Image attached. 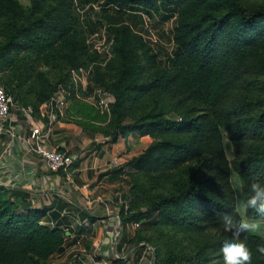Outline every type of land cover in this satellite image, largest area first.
<instances>
[{
	"label": "trees",
	"instance_id": "1",
	"mask_svg": "<svg viewBox=\"0 0 264 264\" xmlns=\"http://www.w3.org/2000/svg\"><path fill=\"white\" fill-rule=\"evenodd\" d=\"M58 1L65 7L72 2ZM96 3L105 20L103 25L113 38L112 56L102 62L103 58L95 51L97 60L92 64L94 67L108 62L116 74L113 79L101 74L95 79L103 90L114 96L110 103L114 116L109 124L98 129L114 137L136 130L145 132L147 124L151 123L153 129L166 136L152 140L131 157L129 167L151 173L196 163L210 186L209 191L203 192L198 179H192L179 194L191 202L188 212L176 222L185 223L187 230L197 232L200 237L196 246L187 252H176L175 228L166 229L174 249L169 259L163 241L156 235L157 229L173 219L168 207L177 202L174 193L153 199L146 210H138L129 200L133 189L130 179L125 201L120 205L121 224L140 221L133 240L151 245L153 264H224L220 248L225 240L232 239V234L224 230L222 217L235 215L237 194L241 200H247L253 181L264 183V144L260 142L264 132V100L250 97L257 73L255 57L264 45V3L253 6L241 0H96ZM132 7L151 15L154 25L157 16L152 10L158 11L162 19L170 17L172 20L173 45L167 62L161 64L157 44L125 22L126 10ZM22 12L23 6L17 0H0V14L11 16L16 30L27 36L36 35L33 34L36 21L43 17L29 18L26 24L20 25L18 18ZM56 27L60 34L69 28L64 23L54 24L53 28ZM165 27L162 25L161 30ZM143 67L149 71L150 80L128 81L129 75L133 76ZM0 82L19 104L35 108L32 103L23 101L18 87H12L1 75ZM59 84L50 89L47 98ZM134 87L159 90L172 97L181 107L179 117L166 116V111L160 107L156 113L148 112L141 119L124 122L122 106L127 89ZM224 138L233 146L228 152L223 145ZM228 154L233 155L231 159ZM237 179L239 184L234 186L233 181ZM17 206L0 185V262L15 261L5 252L13 248L29 253L33 264H46L50 255L60 249L65 229L43 223L44 210L20 211ZM248 215L264 219L251 209ZM153 227L156 230H149ZM241 239L252 253L251 264H264V255L257 251V246L264 245V237L243 233ZM121 260L116 258L113 262Z\"/></svg>",
	"mask_w": 264,
	"mask_h": 264
},
{
	"label": "rangeland",
	"instance_id": "2",
	"mask_svg": "<svg viewBox=\"0 0 264 264\" xmlns=\"http://www.w3.org/2000/svg\"><path fill=\"white\" fill-rule=\"evenodd\" d=\"M17 1L23 6V12L18 18L20 25L26 24L29 18H43L36 21V28L33 30V34L36 35L27 36L23 31L15 29L11 16L0 14V75L12 87H18L23 96V101L32 103L35 107V116L40 119L44 115L42 119L46 123L48 118L41 113V109L44 106V101L48 99V92L57 83L70 86L67 77L68 69H71V67L88 66L92 61L97 60V54L87 38L91 32L90 24L94 23L95 27L99 29L105 23V20L101 17V8L96 0H72L71 5L66 7L58 0ZM241 1L248 6L264 3V0ZM97 5L98 7H95ZM152 12L157 16H155V25L158 26L157 32H159L161 42L157 44L156 49L159 52L160 62L163 64L167 62L169 51L172 49L170 32L172 20L170 17L162 19L158 11L152 10ZM157 18H160L159 23ZM57 23H64L66 27H69L65 29L64 34L59 33V27L53 28V25ZM162 25H165L168 31L164 28L161 30ZM26 44H29V46ZM255 58L257 73L253 79L250 97H258L257 99L263 97L264 100V45L261 46ZM93 68L87 74L85 88L79 83L77 89L69 87L71 94L69 103L65 107L67 109H63V114L59 115L58 119L66 115L73 118H77L76 115H84L87 117L86 119H90L89 123L97 128L104 127L108 122L110 123L111 120L109 121V119L114 116L110 103L109 109L102 111L95 106L92 94L93 92L94 94L100 93L103 89L101 85L96 83V76L101 74L106 79H113L116 75L115 70L108 62L101 65L95 64ZM150 79V73L145 67L139 68V71L133 76H128V81H148ZM160 107L166 111V116L179 117L181 107L165 93L155 89H145L144 87L128 88L122 106L123 121L130 122L141 119L148 112L156 113ZM88 120H86L87 123ZM151 126V123L147 124L145 132L139 130H136V132L149 143L156 138L166 136V133H161ZM260 142L264 144V132ZM223 145L227 152L233 149L227 138L223 139ZM232 156L227 155L228 159H231ZM128 173L133 181L131 186V189H133L129 200H131L135 209L146 210L153 199L166 194L174 193L177 197V202L168 207L173 219L169 224L161 226L156 231V235L164 243L167 258L169 259L174 252L172 239L168 238L166 233L168 226L177 230V234H175L177 237L174 241V244L178 245L176 252L184 253L189 248L196 246L200 239L199 234L187 230L185 223L176 222L179 216L188 212L191 200L183 199L179 194L190 180L198 179V184L203 192L210 189L209 183L205 180L202 171L196 167V163H185L178 167L160 169L151 173L129 167ZM1 195L3 196V194ZM236 198L237 202L241 200L238 194ZM149 230H156V227ZM258 234L264 237V227ZM5 252L8 256L13 257L12 260H15L10 264L34 263L33 259L29 257V253L23 254V251L13 248H9ZM33 255L36 256L35 253Z\"/></svg>",
	"mask_w": 264,
	"mask_h": 264
},
{
	"label": "crops",
	"instance_id": "3",
	"mask_svg": "<svg viewBox=\"0 0 264 264\" xmlns=\"http://www.w3.org/2000/svg\"><path fill=\"white\" fill-rule=\"evenodd\" d=\"M141 12L132 7L124 15L125 22L139 32L144 30ZM99 29L90 24V34ZM75 117L61 116L46 123L40 118L45 145L76 158L69 171L50 170L42 157L28 149L25 136L30 124L13 109L9 119L0 121V185L20 211L39 208L44 210L43 223L65 229L60 249L46 264H103L117 255L122 262L115 264L125 260L153 264V251L133 240L137 227L132 221L123 224L117 243L109 240L130 185L128 160L149 142L136 131L113 137L91 125L84 115Z\"/></svg>",
	"mask_w": 264,
	"mask_h": 264
},
{
	"label": "built area",
	"instance_id": "4",
	"mask_svg": "<svg viewBox=\"0 0 264 264\" xmlns=\"http://www.w3.org/2000/svg\"><path fill=\"white\" fill-rule=\"evenodd\" d=\"M95 7H98L95 6ZM142 25L143 29L140 31L142 35L148 39L153 44H158L161 42L159 32H157V26L153 24L152 17L148 13L141 12ZM164 29H167L165 27ZM168 31V29H167ZM113 38L108 34L106 27L102 25L98 31H95L92 34H89L87 41L91 43L95 51H97L103 58L102 62L106 61L112 56L111 43ZM173 45V41L171 40ZM91 63L88 66H80L77 68H71L70 70V86L65 84H59L54 89L50 97L44 101V106L41 109V113L45 114L49 122H52L58 119L63 114V109L67 107L69 103V97L71 94V89L78 88V83L84 86L85 78L88 72L93 68ZM94 98L95 106L100 110H108L109 103L114 100V97L111 93L101 89L100 93L92 94ZM15 109L20 111L24 117L29 122V134L25 136V142L27 143L28 149L32 152L38 154L42 157L47 164L50 170L63 169L69 171L75 162V156L59 147L56 146H47L44 142V133L42 132L43 123L40 119L35 116L34 108L31 105H22L19 104L11 94L7 93L5 87L0 82V121H5L11 116V111ZM127 206V204H125ZM134 227H138L140 221H132ZM123 233V224L119 219L114 227L113 234L110 237L112 243H117ZM77 243L80 240L76 241ZM143 245H146L147 250L150 252L153 251L151 245H148L141 242ZM118 255L115 257L117 258ZM103 264H115L113 259L104 260ZM122 264H132L130 261L125 260Z\"/></svg>",
	"mask_w": 264,
	"mask_h": 264
},
{
	"label": "clouds",
	"instance_id": "5",
	"mask_svg": "<svg viewBox=\"0 0 264 264\" xmlns=\"http://www.w3.org/2000/svg\"><path fill=\"white\" fill-rule=\"evenodd\" d=\"M233 183L234 186H238L239 181L234 180ZM250 209L264 217V183L259 180L250 184L247 200L235 203L233 208L235 215L225 214L222 217L224 230L232 234V239L225 240L220 248L224 264H251L252 262V253L245 241L241 239V235L260 233L264 227V221L249 217ZM257 251L264 255V245L257 246Z\"/></svg>",
	"mask_w": 264,
	"mask_h": 264
}]
</instances>
